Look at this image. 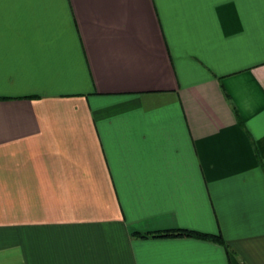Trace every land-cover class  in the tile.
I'll return each instance as SVG.
<instances>
[{
  "label": "crops",
  "instance_id": "0c3cea01",
  "mask_svg": "<svg viewBox=\"0 0 264 264\" xmlns=\"http://www.w3.org/2000/svg\"><path fill=\"white\" fill-rule=\"evenodd\" d=\"M0 264H264V0H0Z\"/></svg>",
  "mask_w": 264,
  "mask_h": 264
},
{
  "label": "trees",
  "instance_id": "16d2710c",
  "mask_svg": "<svg viewBox=\"0 0 264 264\" xmlns=\"http://www.w3.org/2000/svg\"><path fill=\"white\" fill-rule=\"evenodd\" d=\"M133 234L140 237H149V236H177V235H187L204 239H213L222 243L227 249L228 245L220 234L205 232L201 230L189 229V228H173L158 230L152 232H133Z\"/></svg>",
  "mask_w": 264,
  "mask_h": 264
}]
</instances>
